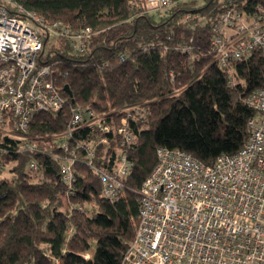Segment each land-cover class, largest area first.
<instances>
[{"label": "trees", "instance_id": "1", "mask_svg": "<svg viewBox=\"0 0 264 264\" xmlns=\"http://www.w3.org/2000/svg\"><path fill=\"white\" fill-rule=\"evenodd\" d=\"M14 1L47 24H68L71 34L91 27L92 34L84 51L71 36L45 34L37 63L53 66L66 102L59 110L37 113L30 123L41 148L33 156L38 168H28L30 155H14L13 173L0 175V264H120L134 239L141 188L159 147L180 148L212 164L248 139L254 110L245 100L264 85L261 52L230 67L216 62L213 27L230 0H173L155 11L143 8V0ZM232 1L248 15L264 6V0ZM188 13L204 18L188 21ZM134 105L147 112L129 119L128 143L114 129L104 132L107 144L88 128L68 139L72 147L93 141L100 167L110 168L121 153L127 155L132 169L119 198L103 195V180L86 163L84 148L73 165L75 180L65 183L53 155L62 153L58 144L71 107L90 106L116 127L125 115L121 109Z\"/></svg>", "mask_w": 264, "mask_h": 264}, {"label": "built area", "instance_id": "2", "mask_svg": "<svg viewBox=\"0 0 264 264\" xmlns=\"http://www.w3.org/2000/svg\"><path fill=\"white\" fill-rule=\"evenodd\" d=\"M173 0H143L150 11L169 7ZM223 10L213 27L211 45L221 67L246 59L256 51L264 60V6L248 15L235 1L222 4ZM11 9H14L12 11ZM203 16L188 13L195 23ZM63 22L47 24L37 13L14 0H0V175H11L14 155H30V170L38 168L34 154L41 152L30 133V123L39 112L61 109L66 99L54 82L50 64L39 66L37 57L45 34L71 36L75 47L84 51L83 42L92 28L70 33ZM182 49L189 50V46ZM229 84H234L230 77ZM246 104L254 110L248 120L249 136L234 153H222L212 164H204L180 148L157 149V163L141 188L139 224L120 264H264V85L252 90ZM119 125L104 122V113L90 106L71 107L66 130L59 142L62 179L75 180L74 163L78 150H86V163L103 180V195L115 201L125 188L132 162L121 153L110 168L95 163L93 141L79 140L75 147L68 139L75 131L88 128L99 132L113 130L125 143L132 139L128 121L137 107L121 109Z\"/></svg>", "mask_w": 264, "mask_h": 264}, {"label": "water", "instance_id": "3", "mask_svg": "<svg viewBox=\"0 0 264 264\" xmlns=\"http://www.w3.org/2000/svg\"><path fill=\"white\" fill-rule=\"evenodd\" d=\"M65 90L70 94L71 93V90H70V87L68 85H65Z\"/></svg>", "mask_w": 264, "mask_h": 264}, {"label": "rangeland", "instance_id": "4", "mask_svg": "<svg viewBox=\"0 0 264 264\" xmlns=\"http://www.w3.org/2000/svg\"><path fill=\"white\" fill-rule=\"evenodd\" d=\"M51 36H52V37H53V36L55 37V35H53V34H52Z\"/></svg>", "mask_w": 264, "mask_h": 264}]
</instances>
